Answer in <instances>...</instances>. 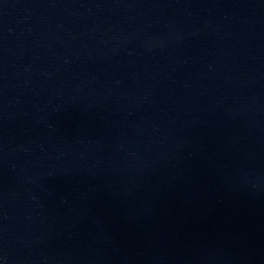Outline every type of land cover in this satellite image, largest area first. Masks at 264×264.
I'll use <instances>...</instances> for the list:
<instances>
[{
  "label": "water",
  "instance_id": "water-1",
  "mask_svg": "<svg viewBox=\"0 0 264 264\" xmlns=\"http://www.w3.org/2000/svg\"><path fill=\"white\" fill-rule=\"evenodd\" d=\"M264 98V0H127Z\"/></svg>",
  "mask_w": 264,
  "mask_h": 264
}]
</instances>
